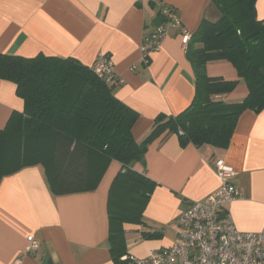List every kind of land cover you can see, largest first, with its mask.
<instances>
[{
	"label": "crops",
	"instance_id": "obj_1",
	"mask_svg": "<svg viewBox=\"0 0 264 264\" xmlns=\"http://www.w3.org/2000/svg\"><path fill=\"white\" fill-rule=\"evenodd\" d=\"M175 10L192 35L202 20L215 22L211 0H0V53L22 58L37 55L71 58L91 68L99 54L113 63L117 100L138 115L132 136L141 143L158 115L176 116L195 95L194 73L178 30L170 29L160 50L142 60L141 45L156 27L160 6ZM258 21L264 0H255ZM209 78L238 81L234 90L216 97L237 103L248 94L243 80L226 61L206 65ZM24 103L13 83L0 81V130ZM234 171L230 179L242 197L226 206L242 233L264 229V108L244 111L229 146H182L167 131L152 141L133 170L156 184L141 225H124L128 256L144 258L165 251L177 232V219L189 202H199L220 187L216 163ZM121 165L111 161L90 191L54 194L42 166L25 167L0 180V264H114L108 244L107 199ZM143 233H159L144 238ZM28 236L40 248L26 254Z\"/></svg>",
	"mask_w": 264,
	"mask_h": 264
},
{
	"label": "trees",
	"instance_id": "obj_2",
	"mask_svg": "<svg viewBox=\"0 0 264 264\" xmlns=\"http://www.w3.org/2000/svg\"><path fill=\"white\" fill-rule=\"evenodd\" d=\"M215 22L202 20L185 45L194 73L195 95L176 116L158 115L149 135L136 143L132 127L138 115L117 100L108 85L76 60L37 55L22 58L0 53V81L13 83L22 99L0 130V180L25 167H43L50 190L68 194L93 190L111 161L121 165L107 199L108 244L114 264H134L125 248L124 225H141L156 186L133 170L148 145L164 132L176 134L182 146H229L244 111L264 108V20L258 21L255 0H211ZM165 21L160 11L156 25ZM226 61L244 81L248 94L240 102L217 100L238 81L209 78L208 63ZM159 238V233H143ZM124 257H127L123 260Z\"/></svg>",
	"mask_w": 264,
	"mask_h": 264
},
{
	"label": "built area",
	"instance_id": "obj_3",
	"mask_svg": "<svg viewBox=\"0 0 264 264\" xmlns=\"http://www.w3.org/2000/svg\"><path fill=\"white\" fill-rule=\"evenodd\" d=\"M165 21L156 26L141 45L142 60L160 50L170 29H176L186 45L190 34L182 27L171 7L159 9ZM91 70L108 85L119 81L109 55L99 54ZM220 187L199 202H189L177 219L178 232L165 251H150L144 258L127 256L134 264H264V229L259 233L239 232L226 210L242 193L231 182L233 169L222 161L216 163ZM40 243L28 236L24 252L33 254ZM127 257H124L126 259Z\"/></svg>",
	"mask_w": 264,
	"mask_h": 264
},
{
	"label": "water",
	"instance_id": "obj_4",
	"mask_svg": "<svg viewBox=\"0 0 264 264\" xmlns=\"http://www.w3.org/2000/svg\"><path fill=\"white\" fill-rule=\"evenodd\" d=\"M44 264H46V262Z\"/></svg>",
	"mask_w": 264,
	"mask_h": 264
},
{
	"label": "rangeland",
	"instance_id": "obj_5",
	"mask_svg": "<svg viewBox=\"0 0 264 264\" xmlns=\"http://www.w3.org/2000/svg\"><path fill=\"white\" fill-rule=\"evenodd\" d=\"M91 69V68H90Z\"/></svg>",
	"mask_w": 264,
	"mask_h": 264
}]
</instances>
